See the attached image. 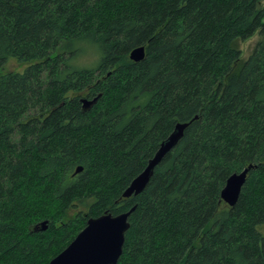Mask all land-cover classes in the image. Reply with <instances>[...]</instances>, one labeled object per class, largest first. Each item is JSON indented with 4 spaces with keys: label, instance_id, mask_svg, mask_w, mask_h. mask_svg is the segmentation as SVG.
I'll use <instances>...</instances> for the list:
<instances>
[{
    "label": "trees",
    "instance_id": "1",
    "mask_svg": "<svg viewBox=\"0 0 264 264\" xmlns=\"http://www.w3.org/2000/svg\"><path fill=\"white\" fill-rule=\"evenodd\" d=\"M82 38L95 68L71 63ZM9 58L26 67L1 72ZM132 206L116 264H264V0H0V264H47L88 217Z\"/></svg>",
    "mask_w": 264,
    "mask_h": 264
},
{
    "label": "water",
    "instance_id": "2",
    "mask_svg": "<svg viewBox=\"0 0 264 264\" xmlns=\"http://www.w3.org/2000/svg\"><path fill=\"white\" fill-rule=\"evenodd\" d=\"M145 55V46L139 45L132 48L129 58L134 61L141 60ZM99 95L93 98L82 97V108H90ZM188 122H177L172 132L161 141L154 155L148 160L143 170L137 174L122 192V197L139 194L149 181L154 167L163 156L172 149L183 134ZM253 164L247 165L239 172L230 174L220 192V198L225 203L233 206L239 196L240 190L246 180L249 169ZM82 166L76 167L79 172ZM132 206L127 211L112 214L105 210L102 214L88 217L84 227L74 238L47 264H116L122 253L125 231L129 227L128 216L133 211ZM47 220H41L34 225V230H46Z\"/></svg>",
    "mask_w": 264,
    "mask_h": 264
},
{
    "label": "clouds",
    "instance_id": "3",
    "mask_svg": "<svg viewBox=\"0 0 264 264\" xmlns=\"http://www.w3.org/2000/svg\"><path fill=\"white\" fill-rule=\"evenodd\" d=\"M76 47L80 51L71 60L74 67L92 69L103 60V49L95 41L82 38L76 42Z\"/></svg>",
    "mask_w": 264,
    "mask_h": 264
},
{
    "label": "rangeland",
    "instance_id": "4",
    "mask_svg": "<svg viewBox=\"0 0 264 264\" xmlns=\"http://www.w3.org/2000/svg\"><path fill=\"white\" fill-rule=\"evenodd\" d=\"M259 39H260V35L258 34V32H256L247 39L240 40L238 42V46L241 50V56L246 58L250 54V52L252 51L253 47L255 46V44ZM25 67H26V62L19 61L15 58H9L3 65L1 72L23 71ZM76 212L80 213L81 214L80 216L82 217L87 213V209L86 207L84 208L80 205V207L77 208V210L76 209L74 210V214Z\"/></svg>",
    "mask_w": 264,
    "mask_h": 264
}]
</instances>
